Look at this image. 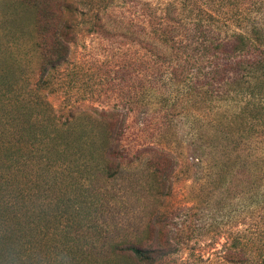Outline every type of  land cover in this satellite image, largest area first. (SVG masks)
Listing matches in <instances>:
<instances>
[{
  "label": "rangeland",
  "instance_id": "obj_1",
  "mask_svg": "<svg viewBox=\"0 0 264 264\" xmlns=\"http://www.w3.org/2000/svg\"><path fill=\"white\" fill-rule=\"evenodd\" d=\"M67 1L76 10L56 12L53 22L69 25L74 40L66 62L48 74V86L39 91L35 12L15 0H0V75L9 68L11 80L21 78L14 84L15 94L62 121L73 116L95 120L98 112L121 115L124 157L116 177L95 180V196L86 192L89 184L73 194L80 196L69 203L76 218L52 210L61 215L50 228L48 254L58 257L70 251L91 264H137L112 260L109 247L134 242L156 212L167 219V235L175 247L156 264H254L252 248L264 234V187L256 183L264 158H250L248 152L244 158H230L226 151L220 153L226 141L219 138L210 140L217 148L215 158H190L193 141L213 129L210 118L218 105L195 92L184 73L176 80L171 77L187 68L184 57L178 62L164 59L171 50L164 52L148 34L151 30H145L150 27L142 4L162 0ZM154 149L173 157L161 195L150 187L147 161ZM29 158L19 171L25 184L44 167L38 158ZM70 163L59 162L51 172H65ZM83 168L81 177L91 176L92 169ZM82 198L98 203L84 209ZM240 242L250 249L244 261L233 260L229 252V244Z\"/></svg>",
  "mask_w": 264,
  "mask_h": 264
},
{
  "label": "trees",
  "instance_id": "obj_2",
  "mask_svg": "<svg viewBox=\"0 0 264 264\" xmlns=\"http://www.w3.org/2000/svg\"><path fill=\"white\" fill-rule=\"evenodd\" d=\"M15 1L35 12L40 91L48 86V74L66 62L74 40L70 26H56L53 16L56 12L72 14L76 8L67 0ZM142 6L150 27L145 30H151L148 34L164 52L171 50L164 59L178 62L184 57L187 64L171 77L176 80L185 74L195 92L218 105L209 114L213 129L193 141L190 158H215L212 138L226 141L220 153L226 151L230 158H244V152L250 158H264V0H162ZM8 71L0 75V124L4 127L0 129V264H91L87 257H76L70 251L58 257L48 254L53 241L49 231L61 215L52 210L66 213L69 220L76 218L69 203L80 196L73 194L89 184L86 192L92 191L93 197L97 178L118 175L124 157V117L98 112L95 120L73 116L62 121L51 110L20 99L14 84L21 78L11 80ZM8 93L12 95L6 98ZM150 152V187L154 195H161L167 188L173 157L158 149ZM28 157L38 158L44 167L30 174L25 184L19 171ZM66 160L71 163L65 172H51ZM83 166L85 171L92 169L91 176L81 177ZM256 183L264 187L262 166ZM82 199L84 209L98 203ZM167 225L164 216L152 212L134 242L110 245L111 259L156 264L175 251ZM256 242L254 264H264L263 232ZM249 250L241 242L229 244L233 260L244 261Z\"/></svg>",
  "mask_w": 264,
  "mask_h": 264
}]
</instances>
